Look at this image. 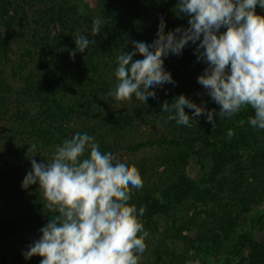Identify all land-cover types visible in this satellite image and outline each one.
Instances as JSON below:
<instances>
[{"label": "trees", "instance_id": "16d2710c", "mask_svg": "<svg viewBox=\"0 0 264 264\" xmlns=\"http://www.w3.org/2000/svg\"><path fill=\"white\" fill-rule=\"evenodd\" d=\"M168 1L93 0V6L82 14L81 0H0V247L20 232L36 230L20 240L21 251L13 253L7 264L20 263L22 253L40 238L39 230L53 215L44 208L38 185L21 186L31 168L30 158L51 162L57 146L77 133L94 137L102 153H113L118 138L136 127L135 119L152 114L162 122L174 115L161 112V107L153 113L159 103H171L179 95L197 105L213 102L197 78L181 77L182 66L207 67L203 61L197 62L191 42L180 56L170 54L164 59L165 70L176 84L149 89L156 91V99L144 102L133 95L129 103L108 96L118 82L117 57L133 51L131 41L151 44L159 23L145 16L150 9L167 6ZM97 17L102 19L101 32L93 37L92 22ZM179 22L175 28L184 24ZM171 28L165 22V33L175 29ZM78 32L95 44L72 58ZM145 104L150 108L145 109ZM254 116L251 106H243L230 119L216 116L215 128L204 118L196 126L186 127L183 134H160L130 144L134 150L151 146L177 149L170 165L174 174L166 186L136 190L128 202L136 206L143 228L155 231V221L164 218L172 231L169 238H179L182 243V252L166 246L161 253L168 259L156 256L151 264H188L197 258L205 264V259L218 252L222 256L217 264H264V244L254 239L264 229V129L249 124V117ZM229 129L234 132L231 138ZM32 144L36 150L28 152ZM88 155L86 152L83 158ZM192 158L202 171L199 182L185 171ZM182 204L189 205L191 215L184 213L177 219L174 213ZM197 205L204 213L199 220L194 210ZM141 207L143 216H139ZM239 225L244 228L237 230ZM192 227L193 238L181 236L182 229ZM167 237L162 234L159 243ZM190 250L196 255L190 257Z\"/></svg>", "mask_w": 264, "mask_h": 264}, {"label": "clouds", "instance_id": "9594fccd", "mask_svg": "<svg viewBox=\"0 0 264 264\" xmlns=\"http://www.w3.org/2000/svg\"><path fill=\"white\" fill-rule=\"evenodd\" d=\"M257 5L264 9V0H177L176 16H187L188 27L165 33L162 16L151 44L131 41L133 51L117 57L118 82L108 96L129 103L133 95L144 102L156 99V91L149 89L176 84L165 70L164 59L170 54L180 56L191 42L197 62L207 64L197 83L219 111L179 95L171 103L164 101L161 112H174L167 119L189 128L203 115L215 128L214 116L230 119L243 106H251L255 116L249 117V124L264 129V16L255 13ZM92 23L94 37L101 32L102 19L97 17ZM74 42L72 58L95 44L79 32ZM136 55L142 59L133 60ZM185 108L193 110L191 116ZM233 135L229 129V138ZM94 140L77 133L57 146L51 162L30 158L31 168L21 186L38 185L44 208L53 215L39 230L40 238L22 253L25 259L38 256L40 264H139L148 233L136 206L128 202L133 190L143 187V180L135 166L114 163L113 154L102 153ZM36 147L32 144L28 152H35ZM86 152L89 155L83 158ZM144 212L141 207L139 216ZM188 255L196 253L190 250Z\"/></svg>", "mask_w": 264, "mask_h": 264}, {"label": "rangeland", "instance_id": "374dc122", "mask_svg": "<svg viewBox=\"0 0 264 264\" xmlns=\"http://www.w3.org/2000/svg\"><path fill=\"white\" fill-rule=\"evenodd\" d=\"M93 0H81V6L82 9L91 8L94 3H92ZM80 5V4H79ZM177 0H169L167 3V6H157L154 9H150L149 13L145 18L152 22H160V18L163 16L164 21L171 24V29H174L180 22V20L184 21V24H182L181 27L188 26L187 24V18H177L176 12H177ZM38 6L41 8L42 4H38ZM255 13L260 16H264V9H261L259 5H257L255 9ZM147 25V24H145ZM159 25V24H158ZM54 29V28H53ZM221 32L226 31L225 28H221ZM196 47L195 45H193ZM136 59H142L141 56L136 55L134 56ZM133 57V58H134ZM167 60V59H166ZM205 67H181V77L183 79H189V78H197L199 75L203 74V70ZM194 102V101H192ZM115 107V106H113ZM161 107V103H159L157 106L153 107L152 112L155 113L159 110ZM206 107L208 110L215 109L216 111H219V106L216 105L214 102L206 104ZM150 108L149 105L145 104V109ZM192 111L190 109L185 108V112L191 116ZM216 116H214L215 118ZM154 117L152 114L150 117H145V119H135L136 127L133 129H130L126 131L121 137L118 139V148L116 151H114L112 154L114 156V163L116 162H123L128 164L129 166H135L140 176L143 180V188L144 190L151 189L152 186H157L155 188L160 189L161 187H165L169 180L172 179V175L174 174V171L170 170L171 165V157L175 156L177 153V149L170 148L168 146H151V147H145L144 149H137L134 150L130 148V144L132 142L141 141L143 139L147 138H154L159 136L160 134L168 136L171 133L175 134H183L184 129L187 126L183 125H177L175 123H168V120H164L162 122H159L158 120H154ZM204 118L206 120L205 116H200L197 118V123L204 121ZM203 164L205 167H207L208 161H203ZM186 174H191L195 177V180L199 182L200 180V174L201 170L196 164V161L194 158L188 159L187 165L185 167ZM193 177V178H194ZM153 188V187H152ZM156 189V190H157ZM264 189V185H263ZM136 190H133V192ZM262 204V203H261ZM261 207H264V204L261 205ZM194 210L198 211L199 218L204 217V213L201 210V206L197 205ZM184 213L187 214V216L191 215V209L188 204H182L177 207L174 213V217L177 219H181L182 215ZM169 224H171L169 220H167ZM158 225L157 229L153 231V229L150 228H144V231L148 233V236L145 238V244H146V250L141 255V258L139 260V264H151L150 262L156 258V256L161 260H167L168 257L164 256L161 251L167 246V248L171 251L174 250L176 252H182V243L179 240H175L173 238H169L172 231L169 228V225L166 223L164 218H159L155 221ZM177 223L174 225V227H177ZM27 229L30 230V225L28 224ZM239 228H244V225H239ZM31 232L28 233L30 236L34 235L36 233V230H30ZM194 227L190 230L182 229L180 231L181 236H188L189 238H193L194 235ZM166 234L168 237L161 243H159V237L162 234ZM25 232H20L16 235V237H13L10 239V241L5 244L4 246L0 247V264H7V260L11 259L12 254L15 252H20L21 242L20 240L24 238L26 235ZM142 235V233H140ZM139 236V235H138ZM254 239L262 244H264V229H262L259 233L254 234ZM222 256V253L218 252L216 256L210 257L208 259H205V264H217V260ZM18 259V258H17ZM15 259V260H17ZM21 261L19 264H40V257L33 256L30 259H25L22 255L20 257ZM14 261V260H12ZM19 262V261H18Z\"/></svg>", "mask_w": 264, "mask_h": 264}]
</instances>
